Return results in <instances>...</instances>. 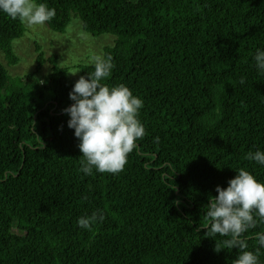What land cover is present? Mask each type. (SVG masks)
Listing matches in <instances>:
<instances>
[{
  "label": "trees",
  "instance_id": "obj_1",
  "mask_svg": "<svg viewBox=\"0 0 264 264\" xmlns=\"http://www.w3.org/2000/svg\"><path fill=\"white\" fill-rule=\"evenodd\" d=\"M37 2L55 8L54 32L77 13L86 32L116 37L104 51L114 68L101 82L143 100L145 135L121 172L85 176L62 111L73 103L68 70L53 55L47 77L12 78L0 62V264H233L239 250L207 232L206 211L239 169L264 182V166L244 158L264 151V74L253 60L264 48V0ZM24 32L0 12L10 64ZM77 69L87 77L94 64ZM94 211L104 220L79 227ZM262 231L258 223L242 234L246 250L259 247ZM259 255L264 264V248Z\"/></svg>",
  "mask_w": 264,
  "mask_h": 264
},
{
  "label": "clouds",
  "instance_id": "obj_2",
  "mask_svg": "<svg viewBox=\"0 0 264 264\" xmlns=\"http://www.w3.org/2000/svg\"><path fill=\"white\" fill-rule=\"evenodd\" d=\"M0 12L27 26H43L56 15L55 8L37 0H0ZM94 72L81 76L69 92L71 106L63 109L70 118L67 126L74 130L82 153L79 172L90 176L93 172L118 174L128 160V155L137 148L145 135V127L139 119L143 100L134 95L124 84L109 86L106 80L114 63L111 55L95 56ZM254 67L264 74V48H257L253 55ZM241 83L244 79L241 78ZM159 142V137L154 138ZM245 159L264 166V151L257 149L245 154ZM227 182V187L216 186V197L209 199L206 216L210 223L207 232L213 236L230 237L222 241L239 254L233 264H260V249L264 248V231L256 232L259 247L246 250L248 245L242 234L264 223V182L244 168ZM102 211L78 218V226L92 230L98 221H103ZM217 251L219 245H216Z\"/></svg>",
  "mask_w": 264,
  "mask_h": 264
},
{
  "label": "rangeland",
  "instance_id": "obj_3",
  "mask_svg": "<svg viewBox=\"0 0 264 264\" xmlns=\"http://www.w3.org/2000/svg\"><path fill=\"white\" fill-rule=\"evenodd\" d=\"M24 35L13 42V51L18 58L10 64L0 49V62L12 78L23 77L37 73L43 79L51 73L52 64L47 59L57 56L58 64L68 70L69 78L76 82L81 77L79 66L94 64L95 56H104L106 48L112 47L116 37L104 33L93 36L82 27V21L77 13H72V21L65 33H57L50 29L47 22L43 26L29 27L23 22ZM40 47L44 52L46 63L37 72V58Z\"/></svg>",
  "mask_w": 264,
  "mask_h": 264
}]
</instances>
